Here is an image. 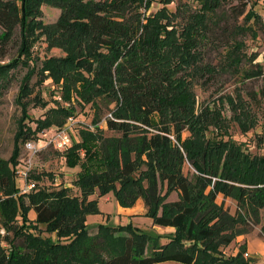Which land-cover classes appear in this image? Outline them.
Returning <instances> with one entry per match:
<instances>
[{
    "label": "trees",
    "instance_id": "obj_1",
    "mask_svg": "<svg viewBox=\"0 0 264 264\" xmlns=\"http://www.w3.org/2000/svg\"><path fill=\"white\" fill-rule=\"evenodd\" d=\"M198 1L199 9L182 17L178 26L173 14L180 12V5L174 12L166 5L147 14L153 0H0V59L20 30L19 54L8 64L0 63V74L33 60L27 56L38 40L34 26L40 5L48 2L61 9L57 21L44 28L49 47L65 52L44 59L45 69L60 85L61 100L45 119L37 120L36 128L26 129L22 139H37L44 128L61 127L75 117L72 95L82 110L87 105L94 110L93 127L80 129V139L64 152L68 166L80 167L74 183L79 194L71 187L22 193L15 180L12 197L0 202L7 223L14 220L8 224L13 234L7 237L8 249L0 247V264H250L245 243L232 255L225 254V247L252 232L249 221L260 223L264 155H252L225 137L229 123L220 110L205 106L195 112L196 79L216 71L203 63L199 44L207 36L211 14L224 0ZM251 17L259 18L256 12H249ZM242 47L240 41L234 44L225 65L240 68ZM238 105L237 120L247 132L253 116L243 102ZM28 119L26 113L24 121ZM186 127L191 137L183 140ZM187 164L196 171L195 180L184 175ZM110 190L125 207L142 198L153 225L174 231L99 224L90 235L86 219L97 211V200L89 196ZM176 190L179 199L165 202ZM219 194L236 200L239 210L230 213L217 202ZM31 209L35 219L28 216ZM40 225L60 241L42 236ZM261 233L264 237V225Z\"/></svg>",
    "mask_w": 264,
    "mask_h": 264
},
{
    "label": "rangeland",
    "instance_id": "obj_2",
    "mask_svg": "<svg viewBox=\"0 0 264 264\" xmlns=\"http://www.w3.org/2000/svg\"><path fill=\"white\" fill-rule=\"evenodd\" d=\"M17 2L20 4L22 0H17ZM199 3L198 0H174L172 3L166 4L165 0H153L147 14L156 12L166 5L170 11L174 12L176 7L180 5V12L177 15L173 14V21L180 26L182 17L197 11L201 6ZM249 12H256L259 18H247ZM60 13L61 9L59 7L48 2H43L40 5L35 20L38 24L34 26V28L37 27L35 35L38 36V40L32 42V47L27 56L32 55L33 60L29 64L22 62L19 65L10 66L4 74H0L1 201L6 196L12 197L14 194L13 181L16 180L20 189L25 187V180L19 175L18 170L23 169L31 158L33 166L30 172V180L36 183V187L32 191H37L40 188L52 190L71 187L73 194L80 193L74 185L80 167L68 166L65 162L64 152L72 145L74 140L80 139V129L93 127L94 110L90 105L82 110L76 104L75 96L72 95V103L74 106L76 105L77 115H75L76 121L71 133L72 142L64 151L46 144L48 137L53 135L56 129L59 128L55 125L44 128L38 133L37 139L34 140L39 143L42 149L33 157L25 148L27 140L22 139L26 129L29 127L36 128L38 125L37 120L45 119L50 113L49 109L57 106V101L61 100L60 85H55L54 77L50 75L49 70L45 69L46 64H44V59L48 57L65 55L62 48L49 47L48 34L44 32V28L57 21ZM209 27L207 36L199 44V49L202 52L203 63L215 67L216 71L214 74H210L211 76L206 75L196 79L194 84L195 112H201L205 106L220 110L229 123V134L225 137L230 136L234 142L241 145L245 151L252 155H264V0H224L221 6L211 14ZM2 32L3 29L0 27V34ZM238 41L243 43L241 53L245 56L240 68L232 69L225 65V59L227 53ZM19 46L20 30L18 29L14 37L11 36L10 42L7 44L6 55L0 59V63H10L19 54ZM248 74H251V76H248ZM238 94L241 95L243 101L240 100ZM231 100L234 101V105L231 104ZM45 101H47L46 107L43 105ZM240 102H243L244 107H247L249 113L253 116L251 123L250 118L247 121L246 125H250L247 132L243 131V127L237 120L241 118V115H238L235 105ZM26 113L31 115V119L27 120L28 122L24 121ZM106 115H110V113L106 112ZM104 127H106L105 124ZM110 133L107 132V134ZM208 136H214V134L209 132ZM170 137L180 146L175 135L171 134ZM189 137H191V131L186 127L182 130V138L186 140ZM183 172L186 177L195 180L192 173L196 171L191 165L187 164ZM7 180L10 182L8 185L5 184ZM165 192L164 189L162 195H165ZM179 195V191H173L166 197L165 202L177 201ZM89 198L97 200V211L89 213L86 219L90 235L97 233L99 224L114 226L132 223L145 231L153 229V220L145 214L147 207L142 198L129 207L120 204L114 190L104 194H99V191H96ZM24 199H27L25 200L27 206H24V208L28 210L30 201L27 196ZM139 201L142 204L144 203L145 213L142 211V205L139 204ZM217 202L222 203L232 214L237 209L239 210L238 202L230 197H225L223 194L218 195ZM2 210L4 213L3 215L0 213L2 225L7 234L3 239L4 246L0 245V247H5L4 249L7 250L9 246L7 237L13 235L9 231L8 224L13 223L14 220L7 223L5 217L8 213L4 211L3 206ZM28 216L30 219H35V210L31 209ZM18 218L20 220V217ZM249 224L252 227L251 233L258 235L254 239L264 240L261 238L263 237L261 228L264 225V209L261 210L260 223L254 224L251 220ZM40 228L42 236L51 235L53 240L60 241L56 233L49 234L45 232L44 225H40ZM126 234L130 235L129 232H126ZM236 239L225 247L226 255L235 254L239 250L240 242H237ZM63 241L65 242V239ZM15 242L21 244L22 239H16ZM171 263L173 261L163 262V264ZM260 264H264V260Z\"/></svg>",
    "mask_w": 264,
    "mask_h": 264
},
{
    "label": "built area",
    "instance_id": "obj_3",
    "mask_svg": "<svg viewBox=\"0 0 264 264\" xmlns=\"http://www.w3.org/2000/svg\"><path fill=\"white\" fill-rule=\"evenodd\" d=\"M75 117L71 116L68 118L67 122L62 126L56 129L55 133L48 137V145H53L56 149L65 150L72 142V130L74 128ZM41 141V139H39ZM25 148L30 153L31 157L35 156L42 147L35 140H27L25 142ZM33 161L32 158L27 161L23 169L18 170L19 175L22 176L25 180V187L21 188V192H30L36 187V183L30 180V172L32 170ZM1 202V199H0ZM6 229L2 225L1 214H0V245L4 246L3 239L6 237ZM245 256H249L248 252L244 253Z\"/></svg>",
    "mask_w": 264,
    "mask_h": 264
},
{
    "label": "crops",
    "instance_id": "obj_4",
    "mask_svg": "<svg viewBox=\"0 0 264 264\" xmlns=\"http://www.w3.org/2000/svg\"><path fill=\"white\" fill-rule=\"evenodd\" d=\"M139 204L142 205V211H145V205L144 203L142 204L141 201H139ZM130 210V209H128ZM145 213V212H144ZM153 228L156 229L158 232H173L174 231V227H163V226H154ZM258 237V235H255L253 233H248V234H242L240 236H238V238L236 239L237 242H240L239 244H243L245 243L247 246V251L250 253L249 256H247L246 258L250 259V264H260L262 263V261L264 260V240H256L254 239V237ZM261 237V236H259ZM264 239V237H261ZM251 240V241H250ZM246 251V252H247ZM238 252V251H236ZM236 254V253H235ZM163 264V262L161 263ZM171 264H182L179 262H175L173 261V263Z\"/></svg>",
    "mask_w": 264,
    "mask_h": 264
}]
</instances>
